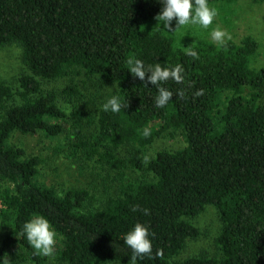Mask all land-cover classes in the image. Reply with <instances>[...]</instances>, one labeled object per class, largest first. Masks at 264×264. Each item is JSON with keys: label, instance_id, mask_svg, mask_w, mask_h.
Returning a JSON list of instances; mask_svg holds the SVG:
<instances>
[{"label": "trees", "instance_id": "16d2710c", "mask_svg": "<svg viewBox=\"0 0 264 264\" xmlns=\"http://www.w3.org/2000/svg\"><path fill=\"white\" fill-rule=\"evenodd\" d=\"M161 7L159 0H0V47L22 45L29 68L16 91L0 79V259L10 261L9 252L20 248L32 264H130L123 236L141 222L153 234L152 253L136 264H264L261 43L251 34L223 45L203 37L180 40L154 25ZM188 47L196 57L186 54ZM135 58L184 68L182 82L161 84L173 93L164 107L154 103L156 86L128 70ZM92 75L121 97L119 112L101 107L72 115L58 92L43 86ZM85 118L92 121L83 132L79 119ZM176 129L184 146L146 155L160 134ZM16 132L59 139L77 160L93 158L123 176L129 167L141 175L123 180L102 207L89 208L86 189L42 180V158L13 143ZM208 205L220 214L218 251L180 257L200 235L193 219ZM35 214L59 234L51 256L35 254L21 231Z\"/></svg>", "mask_w": 264, "mask_h": 264}, {"label": "rangeland", "instance_id": "374dc122", "mask_svg": "<svg viewBox=\"0 0 264 264\" xmlns=\"http://www.w3.org/2000/svg\"><path fill=\"white\" fill-rule=\"evenodd\" d=\"M217 8V16L208 28L199 25L183 26L175 30V21H172L171 31L163 29L166 33L175 35L178 39L206 38L212 40L211 31L219 26L224 29L231 39L241 40L251 34L261 43V56L259 64L264 65V2L252 0H235L232 2H219L210 4ZM228 40V39H226ZM213 41V40H212ZM215 42V41H214ZM217 43V42H216ZM25 61L24 48L17 42L0 47V79L12 87L19 88V79L28 72ZM44 88H52L58 92L63 106L70 114L88 115L97 108H101L108 97L112 95V86L98 76L69 77L58 82H45ZM66 86L73 87V92L66 94ZM65 88V89H64ZM82 122V131L92 119H79ZM13 143L25 149L27 155H37L42 158L41 178L58 188H84L89 193L86 205L89 208L102 207L105 202L119 192L123 180L139 177L141 173L131 167L125 170L123 176L116 168L93 158L77 160L75 152L69 147L60 145L59 139L52 140L36 133L16 132L12 137ZM60 143V144H59ZM185 138L179 129L160 134L147 150V156H152L160 150H176L184 146ZM128 151V150H127ZM125 151L123 155L127 153ZM193 221L199 226L201 233L198 237L190 239L180 257L198 253L214 254L218 251L217 238L221 230L220 214L213 205L205 210ZM5 237V229L0 226V243ZM22 249L12 250V259L9 264H32L28 254L19 252ZM47 264H58L51 261ZM103 264H126L116 261H106Z\"/></svg>", "mask_w": 264, "mask_h": 264}, {"label": "clouds", "instance_id": "9594fccd", "mask_svg": "<svg viewBox=\"0 0 264 264\" xmlns=\"http://www.w3.org/2000/svg\"><path fill=\"white\" fill-rule=\"evenodd\" d=\"M162 4L160 12L155 19L158 21L157 26L161 25L164 29L171 31L173 28L172 21L175 19V30L183 26L199 25L203 28H208L213 23L217 16V8L210 6L208 0H159ZM213 41L223 45L226 39H231V36L219 26L211 31ZM186 54L196 57L197 52L192 47L185 49ZM128 70L133 77L145 81V84L156 86L158 94L155 97L154 103L156 107L162 108L172 99L173 93L169 89L162 87L161 84L169 79L180 83L183 81L184 68L180 64L172 66H162L160 63L146 65L139 58L129 59L127 61ZM197 95L200 92L196 93ZM178 98H183V91L177 92ZM121 97L118 94H113L106 99L102 108L104 111L113 113L119 112L123 107ZM143 134H149L145 128ZM136 211V207L132 209ZM147 214L148 210L144 209ZM21 231L27 239V242L34 250L35 254L42 256H51L56 250L59 234L52 226L48 218L41 214H35L31 219L26 220L21 226ZM152 233L148 225L136 222L129 231L123 236V242L127 245L132 255L130 264H136L137 259H142L145 255L152 253ZM159 255V253H157ZM0 264H9L7 258L0 259Z\"/></svg>", "mask_w": 264, "mask_h": 264}]
</instances>
